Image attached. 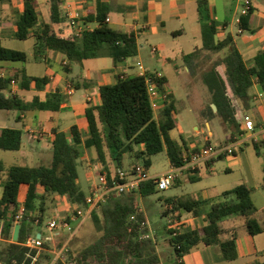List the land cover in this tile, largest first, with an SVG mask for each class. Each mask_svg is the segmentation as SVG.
Listing matches in <instances>:
<instances>
[{"label":"trees","instance_id":"obj_1","mask_svg":"<svg viewBox=\"0 0 264 264\" xmlns=\"http://www.w3.org/2000/svg\"><path fill=\"white\" fill-rule=\"evenodd\" d=\"M196 2L202 47L184 55L186 65L191 67L192 58L199 50L220 52V57L202 73V80L211 94V101L203 115L218 117L239 134L243 133L244 111L251 89L257 84L264 91V46L248 63L236 47L230 32L222 38L217 37L219 22L214 17L209 0ZM47 5L48 19H41L36 9V0H23L22 10L14 22L15 38L25 40L34 37L31 54L34 60L44 59L48 51L59 52L65 60V63L62 62V70L69 73L72 63L82 64L86 59L108 56L113 59L116 67L125 59L137 55L135 34L131 30L116 29L108 23L106 18L109 11L105 3L99 5L96 11L81 16L84 22H95L97 26L85 29L79 35L67 34L61 27L65 15L60 0H47ZM254 11L255 6L251 5L247 14L241 16L240 26L243 29L249 28V19ZM223 24L226 25L225 22ZM29 56L25 51L6 47L0 42V63L26 62ZM1 69L0 65V110L18 114L31 110L57 112L61 104L67 101L68 95L58 88L45 91L51 81L47 74L35 76L29 75L24 69H16L12 74L3 75ZM11 79L16 80L20 91L35 89L38 92L45 91L44 95L36 93L30 100H26L20 92L11 93ZM73 80L74 88H81L79 82ZM154 81L163 96L157 115L147 92L145 77L118 74L112 83L100 86V102L85 108L87 129L84 133L76 125L71 126L69 133L52 128V159L48 165L13 164L6 168L0 162V235L10 241L0 250V264H30L31 257L28 254L35 251L29 253L21 243L35 232L42 233L39 226L53 200L65 198L70 204L86 207L87 194L78 183L77 170L82 148H94L95 164L103 166L109 179L115 167H124L125 155L130 158L126 167L128 169L134 168L137 163H141L145 169L149 168L150 157L163 151L172 165L184 163L188 149L170 134L178 126L176 98L168 90L165 76H154ZM212 103L216 105V111H213ZM22 140L21 128H0V149L20 150ZM253 145L257 154H260L264 136L259 142L253 141ZM198 149L196 147L192 151ZM225 155L213 156L205 162L210 164ZM198 169L199 166L195 171ZM189 179L196 181L201 178L190 175ZM178 182L176 178L174 183ZM22 186H25V195L20 202L18 197ZM252 191L253 187L247 183L224 190L221 193L224 200L211 203L200 225L172 228L177 222L170 220L166 230L178 261L181 263L182 257L200 244L206 247L217 246L225 261L235 260L238 257L237 231L234 227H223L221 222L231 216H239L250 236L263 233L264 221L257 216ZM156 192L155 182L147 180L141 182L134 191L112 193L105 204L92 209L88 216L94 223L96 236L77 249H72L74 235L70 237L67 242V259L78 264H161L157 242L148 235V221L141 207V199ZM206 200L193 196L168 197L164 214L175 212L174 219L180 220L181 212L185 210L192 217L198 218L202 215L201 206ZM21 205L23 212L18 219L19 234L17 240H13L16 216ZM44 245L48 246L47 243ZM48 261L49 253L43 251L34 264H48ZM253 264H264V260H257Z\"/></svg>","mask_w":264,"mask_h":264},{"label":"rangeland","instance_id":"obj_2","mask_svg":"<svg viewBox=\"0 0 264 264\" xmlns=\"http://www.w3.org/2000/svg\"><path fill=\"white\" fill-rule=\"evenodd\" d=\"M12 1V6H9L8 2L0 1V26H2L5 34L0 37V42L6 47L25 51L30 56L26 62H10L9 64L19 69H25V71L30 75L43 76L47 74L48 76H54V79L45 87V91L54 90L55 86H62L60 85V81L65 79L67 76L70 78L75 76V73L79 69V64L72 63L73 71L66 73L61 69V63L35 61L31 56L35 41L34 37L31 36L25 40H19L12 35L14 22L22 9L23 0ZM225 1H227L226 5L224 4V0H217L216 7L220 20L222 22L223 20L228 22L224 29V34L226 35L230 32L235 40L251 36V28L243 29L242 33H238L239 25L235 23V17L240 14L243 1ZM263 4V2L258 0V2L255 3V11L253 14L264 15ZM7 9H9V12L11 9L14 14L12 20L8 19L6 16ZM39 10L40 18L48 19L47 7L45 10V8L40 5ZM260 22L264 25V19H261ZM198 25L199 22L194 11H191L188 19L185 20V28L188 31L186 37L184 36L180 38L179 36H172L166 32L168 29L165 28L163 30L159 23H151L148 27L149 30H142L140 32V36L138 37L139 48L141 50L140 54L144 58L142 64L151 68L150 73H156L159 71L164 73L168 78V90L173 92L176 98L175 106L177 114L176 118L178 122V126L170 132L171 136L180 144L184 143L187 147L196 146L201 148L205 145L204 142L213 146H223L225 144H230L228 142H231L232 140H236V137L240 136L239 133L235 131L232 126L227 123L224 124L220 118L215 117L211 119L213 134L210 135L201 116L203 108H207L209 102L211 101L210 92L202 80V73L213 65L211 64L213 59L204 61L203 64L198 63L196 66L193 65L190 69H188L187 66L183 64V60L181 58L182 51L183 53H187L198 46L199 38L198 35L194 33L199 28ZM170 26L176 28L179 25L174 23ZM157 31H160L161 34H158ZM141 43L144 44L143 47L141 46ZM153 47H156L157 50L152 51ZM210 53L214 58L216 57L217 60L219 57L216 56L217 52L210 51ZM56 54V52H50V55L53 57H56ZM157 55H160V58L156 60L155 57ZM166 56H169L172 59L167 61ZM250 61H252V58ZM61 62H63V59ZM137 63L138 61H136V64ZM85 66L92 67L93 60H87L85 62ZM2 67L3 70L7 71L6 74L9 75V66L2 65ZM45 91H40L38 93L40 95H44ZM36 92L23 91L22 94L26 99H31ZM83 93L84 89L81 88L76 91V96ZM158 109L156 110V115ZM5 112L7 111L0 110V120L2 121L5 118ZM32 115L33 113H31V111L27 113L28 118ZM244 115L246 117H252L251 113L247 109L244 111ZM263 116L264 114H261L260 118H264ZM50 117L55 118L56 123L58 122L61 127H65L72 122L71 119H61L59 113L38 111L37 114L32 116L30 119L32 124L28 122L0 123V126H16L21 128L23 131L24 144H22V148L20 150L13 151L0 149V162L3 163L4 167L8 168L13 164H27L33 166L41 164L48 165L50 163L52 159V148L49 135L50 131L48 128L54 125V123L50 121ZM17 119L19 120L21 118L19 117ZM84 121L82 122L83 127H85L86 124ZM46 125L48 128H46ZM195 126L202 128V132L197 133ZM31 131L34 132V135L28 138ZM231 132L234 133L233 139L229 137ZM205 137L209 139L208 142L205 141ZM239 138L242 142L231 146L235 151L234 155L230 153L222 159L215 160L213 164L209 166L201 164L199 169L201 180H190L188 177L192 175L193 172H186L188 174L180 176L178 183H174V185L165 190H159L158 192L141 199V207L145 211L148 221V235L157 242V252L161 264H185L184 261L181 263L178 261L175 250L170 243V235L166 230L169 226V221L172 220L177 222V225L172 228L181 225L179 226L180 228L178 227L179 229L184 226L187 228L188 226L202 224V218L209 210L211 203L224 200V197L221 196L222 191L233 188L242 182H246L254 187L251 197L255 206L258 209L264 207V187L262 186L263 177L260 171V166L258 165V161L264 159V155L261 154L264 148H260V154H257L253 145V139L247 138L246 136H241ZM256 140H259V136ZM188 152H191V150H188ZM239 157L246 165V169L237 164ZM150 158L151 165L146 169L150 176L158 175L170 168V161L165 151L152 155ZM123 160L124 168H126L129 164L130 158L125 155ZM248 162L252 165L254 178L247 175ZM102 167V165L95 164V158L91 157V152L88 148H82L81 156L77 160L78 183L87 195L90 192L89 184L97 181L98 172L104 171ZM227 167L230 169L226 170ZM208 168H210L209 172ZM87 172H91V178L88 177ZM1 193L2 186H0V196ZM188 196L207 199L201 206V216L194 218L191 213L182 210L180 216V220L182 222H179L180 220L174 219L176 215L175 212L170 211L168 214H164L165 208L168 206L165 200L168 197L176 198ZM21 198L22 196H20V199ZM171 206L172 205H170L169 208ZM73 208V205L64 199L59 201L53 200L50 202L49 210L46 212V217L40 224V227L43 229L39 228L42 231V236L46 237L48 235L47 232L44 231V222L46 220L49 218L61 220L69 214V216H71L73 214ZM79 223L80 220H76L73 221L69 227H63L58 230V234L53 236L56 247L61 246L73 235L74 242L72 243V249H77L81 245L92 241L97 233L91 218L88 217L81 225H79ZM181 223H183V225ZM221 223L225 228L234 227L236 229L238 244H241L242 239L248 235L246 226L242 218L239 216H231L224 219ZM9 242V239L0 235V250L3 249ZM254 243L258 249L264 248V233L255 236ZM189 254L194 257L196 264H253L257 259L256 256L244 255L234 261H225L222 258L218 247H206L202 244L192 248ZM259 259H264V254Z\"/></svg>","mask_w":264,"mask_h":264},{"label":"crops","instance_id":"obj_3","mask_svg":"<svg viewBox=\"0 0 264 264\" xmlns=\"http://www.w3.org/2000/svg\"><path fill=\"white\" fill-rule=\"evenodd\" d=\"M0 1L8 2L9 6H12V4H13L12 0H0ZM67 1L70 3L72 8H75L76 10L79 11L81 16L86 15L88 12L96 11L97 8L99 7V5L105 3L107 8H108V11H109L108 15H107V17L109 18L108 23L116 29H122L125 31L131 30L136 36V40H137V44H138V53L135 57L125 59L120 65H118L116 67L113 65V59L111 57H108V56L91 58L93 60V66L92 67L85 66V62L87 60H90V59H86L83 61L82 64H79V69L75 73V76H73L71 78L74 79L73 80L74 82H76V81L79 82V85H81V88L84 89V93L79 95V96H76V91L80 90L81 88H79V89L74 88L73 93L71 95H68L67 101L61 104L60 111H57V112L49 111L51 113H59L61 119H71V121H72L71 124H68L65 127H61L60 124H58V122L56 123L55 118L50 117V121H52L54 123V125L50 126L49 128L46 125V128H48L50 131L49 132L50 139H52V136H53L52 132H51L52 128H58V130H60V131H64L66 133H69L71 126L76 125L78 127L79 131L84 133L87 129V122H86V119L84 116L85 108L88 107L90 104L100 102V97H99L100 86L102 84L112 83L115 80V76L118 74L130 75V74H136L137 73L136 61H138V63H142V61L144 60V58L140 54L141 50L139 48V38H138L140 36V32L142 30L148 31L149 25L151 23L155 22V23H159L163 30L165 28H167L168 31H166V32L168 34H171L172 36H179L180 38H182L184 36L186 37L188 34V31L185 28V20L188 19V16L191 13V11L195 12V15H196L197 20H198L196 0H67ZM239 1L242 2L243 0H239ZM260 1L264 3V0H260ZM36 2H37V8L36 9H37L39 14H40V10H41V9L39 10L40 5L42 7H44L45 10H46V7L48 9L47 0H36ZM226 2L227 1L224 0L225 5L227 4ZM256 2H258V0H251V5L255 6ZM209 4H210L211 8L214 10L215 19L219 22L220 28L218 30L217 37L222 38L225 36L224 29L227 26L228 22L225 20H223V22H222L220 20V17L218 16L217 10H216L217 0H209ZM61 6H62V4H61ZM102 6H104V5H102ZM263 6H264V4H263ZM62 10H63V13L65 15V10L63 9V7H62ZM11 13H12L11 9H10V12H9V9L6 10V16L10 20H12L13 16H14V14L13 13L11 14ZM46 14H47V12H46ZM39 17H40V15H39ZM261 19H264V15L252 14L250 19H249V23H248L249 28L252 29V35L249 37H246V38H242L240 40H235V38L233 37V40L235 42L236 47L238 48V50L242 54L243 58L248 63L251 62L250 61L251 58H253L255 56L257 51L264 46V25L261 24V22H260ZM198 22H199V20H198ZM224 22L226 23V25L223 24ZM85 23L92 28L97 26V23H95V22L94 23L85 22ZM174 23H177L179 26L176 28L170 26L171 24H174ZM198 26H199V28L194 33L198 35L199 44L192 51H194L195 49H200L202 47V34H201L200 22H199ZM61 27L63 28L64 32L67 34L75 31V28L71 27L69 25V23L66 19V15H65V21L63 22V24H61ZM14 29H15V27H14ZM13 33H14V30L12 32V35H13ZM157 33L161 34L160 31H157ZM4 35L5 34L3 31V28H2V26H0V37H2ZM219 35H221L222 37ZM141 46L143 47L144 44L141 43ZM192 51H190V52H192ZM50 52L46 53L44 59L37 60V61H44L46 63H48V62L61 63V69H62L61 60L63 59V61H65L63 55L59 52H56L57 53L56 57H53L52 55H50ZM52 52H54V51H52ZM190 52H187V53H183V51L181 52V58L183 60L184 65H186V62L184 60V55H186ZM216 56L220 57V52H217ZM155 58H156V60L159 59L160 55H157ZM174 58H176V57H174ZM171 59H172L171 57L166 56L167 61H169ZM211 59H213V61H214V60H216V57L214 58L212 56V54L210 53V51L199 50V52H197L196 56L194 58H192L191 67L193 65L196 66L198 63L203 64L204 61H209ZM213 61L211 62V64H214ZM9 63L10 62H2V63H0V65H1V67H2V65L9 66L10 74L13 73V70H16V69L19 70V68L15 67ZM143 65L148 70V72H151V68H149L145 64H143ZM187 68H188V66H187ZM190 68H188V69H190ZM207 69H209V68H207ZM1 70L5 73V75H7L6 74L7 71L3 70V67ZM156 70H158V69H156ZM72 71H73V68L71 65V72ZM156 73L160 74L161 76L163 75L167 78V76L164 73H161L159 71H157ZM71 78L67 76L65 79H62L60 81V85H62V86H55V87L58 88L62 93L67 94V92H66L67 85L70 84L73 87H75L74 84H72L73 82H72ZM167 80H168V78H167ZM17 90H16V92H20L22 94L23 91H20L18 89V87H17ZM28 91L36 92L35 89H31ZM36 93H38V91ZM36 93H34V94H36ZM250 93H251V95H250V98L246 104L245 110L247 109L251 113V115H252L251 118H253L255 120L256 124L259 126V125L264 123V118H260V115L264 114V91H261L260 88L257 86V84H254ZM258 93H262V96L257 97ZM88 96H91L92 101H89L87 99ZM210 98H211V94H210ZM26 100H30V99H26ZM157 101H158L159 106H160L161 102H162V98H159ZM204 109H205V107L202 110L201 116L204 120V124L206 125V127L208 129V133L211 135V134H213L211 119H213L215 117L209 118V117L204 116L203 115ZM38 111L39 110H31V113H33L32 116L37 114ZM28 112H30V111H26V112L20 113V114H17L15 112H12V113L5 112V116H4L5 118L3 119V121L0 120V123H2V124L3 123H11V122H22V123L28 122V123H31L30 119L32 116L30 118H28V116H27ZM18 115L21 118L19 120L16 117ZM82 116H83V119H82ZM22 118H24V119H22ZM83 121L86 123L85 127L82 126ZM1 127H5V126H0V128ZM195 129H196L197 133L202 132V128H200L199 126H195ZM231 135H232V132L229 135L230 138H231ZM239 135H240L239 137L243 136L242 133H240ZM30 137L31 136L28 135V138H30ZM239 137H236V138H238L237 141L240 143V142H242V140ZM246 137H248V136H246ZM205 141L208 142L209 139L205 137ZM27 143H28V141H27ZM22 144H24L23 140H22ZM204 144H206V142H204ZM183 147L188 149V150H191V151L194 148H196V146L187 147L184 143H183ZM21 148H22V145H21ZM260 148H264V146L261 145ZM89 150L91 152V157L95 158L96 152H95L94 148L93 149L90 148ZM234 154H235V151H234ZM261 154L264 155V149H263V152H261ZM226 156H228V154H226L224 157H226ZM201 164H205L206 166H209V165H212L213 162H211L210 164H208L206 162H202ZM201 164L199 165V169H200ZM237 164L240 166H243V168L246 169V165L244 164L243 160L240 157L237 161ZM258 165L260 166V171H261L262 177H264V159H261L260 161H258ZM199 169L197 171L193 172L192 175L194 177H200L201 178V175L199 174ZM208 169H209L208 170V172H209L210 168H208ZM229 169H230L229 167L226 168V170H229ZM185 174H188V173L185 172L182 175H185ZM87 175L89 178H91V172H87ZM182 175H179V177H177L178 181H179L180 176H182ZM247 175L249 177L254 178V172L252 169V165L249 162L247 165ZM242 183H246V182H242ZM90 184H89V189H90ZM248 185H250V184H248ZM250 186H252V185H250ZM262 186L264 187L263 178H262ZM253 189H254V187H253ZM24 195H25V186H22L20 189L19 197H18L20 202L23 201ZM20 196H22L21 199H20ZM63 199L66 200L65 198H59L57 200L59 201V200H63ZM72 205L74 207V204H72ZM257 216L261 221H264V207L259 208V209L257 208ZM39 228L43 229L40 226H39ZM44 231H46L45 227H44ZM255 236H257V235H255ZM255 236H250L248 234L247 237L242 239L241 244H238V241L236 242L237 243V253H238V257L236 259H238L239 257H243L244 255H246V256L251 255V256L257 257V259L255 261L264 260V259H259L264 254V248L258 249L256 247V245L254 243V237ZM215 247H217V246H215ZM182 261H184L185 264H196L194 257L191 256V254H189V253L182 257Z\"/></svg>","mask_w":264,"mask_h":264},{"label":"built area","instance_id":"obj_4","mask_svg":"<svg viewBox=\"0 0 264 264\" xmlns=\"http://www.w3.org/2000/svg\"><path fill=\"white\" fill-rule=\"evenodd\" d=\"M60 1L63 9L65 10L66 19L69 25L75 28V31L71 33L79 35L85 29H92V27L88 26L81 19V14L79 13V11L75 8H72L67 0ZM250 6L251 0H243V5L240 14L235 17V23L239 25L238 33L243 32V28L240 26L241 16L247 14L250 9ZM106 20L109 21V18L107 17ZM156 50V47L152 48V51ZM136 66V74L145 77L147 92L150 97L152 107L156 111L159 108V103L157 100L159 98H163V96L157 89V86L154 81V76L160 77L161 75L158 73L148 72V70L144 67L142 63H137ZM2 74L5 75L3 71ZM49 78L52 81L54 79V76H49ZM16 90L17 82L15 79H11L10 92L14 93L16 92ZM73 91L74 87L70 84L67 85V95H71ZM260 96H262V93H258L257 97ZM87 99L89 101H92L91 96H88ZM244 117V132L242 133V135L248 136L247 138L259 142L264 136V123L258 126L253 118L248 116L246 117L245 115ZM29 135L33 136L34 132L31 131ZM258 136L259 140H256ZM237 139L238 138L229 142L230 144H225L223 146H213L211 144H207L196 151L187 152L184 155V163L182 165L176 166L170 164V168L168 170L154 176H150L147 173L145 167L139 163H137L134 168L131 169L124 168L121 166L115 167L113 169V173L110 174V179L108 178V174L105 171L98 172L97 181H94L90 184V192L88 195H86L85 208H81L74 204L73 214L71 216H69V214L67 217L62 218L61 220L49 218L44 222V227L48 234L46 237H43L41 232H35L32 235L26 237V239L21 243L22 246L28 249L29 253L35 251L33 254H28V256L31 257L30 264H34L38 260V257L41 252L43 251H47L49 253L48 264H78L74 260L67 259V242L70 238L67 239L61 246L56 247L53 236L58 234V230L60 228L69 227L70 224L76 220H80L79 225H81L88 218L92 209H97L103 204H105L112 193L122 194L134 191L138 189L139 184L143 181L153 180L155 182V187L158 191L167 189L168 187L173 185L179 175H182L185 172L195 171L202 162L211 159L213 156L225 153L234 154V150L231 146L234 144H239ZM22 212L23 206L21 205L20 210L18 211V214L16 216L17 223L18 219L22 215ZM38 233L40 234V237H37ZM46 243L48 244L47 247L44 245Z\"/></svg>","mask_w":264,"mask_h":264},{"label":"water","instance_id":"obj_5","mask_svg":"<svg viewBox=\"0 0 264 264\" xmlns=\"http://www.w3.org/2000/svg\"><path fill=\"white\" fill-rule=\"evenodd\" d=\"M212 108H213V111H216V105L215 104H211ZM19 224H15V227H14V231H13V240H17L18 238V234H19ZM37 237H40V234L38 233L37 234Z\"/></svg>","mask_w":264,"mask_h":264}]
</instances>
